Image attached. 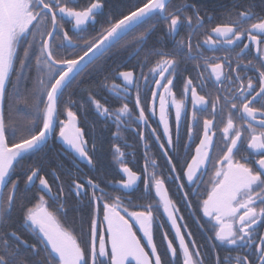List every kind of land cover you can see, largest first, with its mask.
<instances>
[{
	"label": "snow or ice",
	"instance_id": "6c2138e0",
	"mask_svg": "<svg viewBox=\"0 0 264 264\" xmlns=\"http://www.w3.org/2000/svg\"><path fill=\"white\" fill-rule=\"evenodd\" d=\"M212 3L0 0V264H264V0Z\"/></svg>",
	"mask_w": 264,
	"mask_h": 264
},
{
	"label": "flooded vegetation",
	"instance_id": "af4514ba",
	"mask_svg": "<svg viewBox=\"0 0 264 264\" xmlns=\"http://www.w3.org/2000/svg\"><path fill=\"white\" fill-rule=\"evenodd\" d=\"M177 3H184L185 0H176ZM257 4H259V0H257ZM208 6L212 7L213 3L212 0H208ZM181 33L183 34V29L181 30ZM95 119V117H91L89 121ZM103 128V121H97L96 123V129H97V134L101 136V138L103 139L104 143L107 145V147L109 148L110 143H114L115 141L110 140V133L112 131V129L109 127L108 130H104L101 131V129ZM134 139V138H133ZM129 159H131V157H129ZM110 160V156H107V161L109 162ZM107 162V163H108ZM133 165H136V161H133ZM143 165V160L141 159L139 161V165L142 167ZM112 171L109 173V175L106 177L107 179H119V176L116 174V172L110 168ZM132 210V209H130ZM83 217V224L81 223V219L80 217ZM100 220L101 223L103 224V212H102V208L100 211ZM76 229H77V233L79 234L81 227L84 228L85 233H88L90 231V211L89 208L85 205L82 207L81 212L79 214H77V221H76ZM103 227L106 229V224H103ZM193 231H195V228H193ZM138 235H141L140 233H138ZM199 233H197V237L199 238ZM31 239V238H30ZM156 243L158 246H160V236L159 234L156 235ZM226 254L224 252V250H221V255ZM128 264H134V261H130Z\"/></svg>",
	"mask_w": 264,
	"mask_h": 264
},
{
	"label": "trees",
	"instance_id": "16d2710c",
	"mask_svg": "<svg viewBox=\"0 0 264 264\" xmlns=\"http://www.w3.org/2000/svg\"><path fill=\"white\" fill-rule=\"evenodd\" d=\"M24 103H25V98L22 96L21 98H20V100H19V104H20V108H21V111H20V113L18 114L19 115V118H21V119H23L24 118V116H25V113H26V109L24 108ZM91 117H93V115L91 114V112L89 113V115H88V120H90V118ZM81 119H83V118H81ZM57 147H59V145H57ZM103 147H104V151H105V153H106V155H105V158H104V163L107 165L108 163V161H107V151H108V147H107V145L104 143V145H103ZM108 171H109V173L112 171L110 168H108Z\"/></svg>",
	"mask_w": 264,
	"mask_h": 264
},
{
	"label": "water",
	"instance_id": "95a60500",
	"mask_svg": "<svg viewBox=\"0 0 264 264\" xmlns=\"http://www.w3.org/2000/svg\"><path fill=\"white\" fill-rule=\"evenodd\" d=\"M130 261H131V260H130ZM130 261H129V262H130ZM129 262H128V263H129Z\"/></svg>",
	"mask_w": 264,
	"mask_h": 264
}]
</instances>
